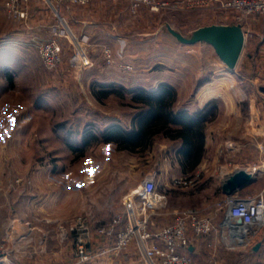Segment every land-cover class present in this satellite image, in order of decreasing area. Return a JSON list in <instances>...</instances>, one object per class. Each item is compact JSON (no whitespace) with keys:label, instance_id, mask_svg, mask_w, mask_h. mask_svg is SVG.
<instances>
[{"label":"crops","instance_id":"obj_1","mask_svg":"<svg viewBox=\"0 0 264 264\" xmlns=\"http://www.w3.org/2000/svg\"><path fill=\"white\" fill-rule=\"evenodd\" d=\"M51 9L53 10L32 3L26 20L17 22L9 18V25L4 27V37L0 41L1 100L16 81L28 76L34 85L38 84L37 93L41 94L37 98L35 109L41 110L53 105L52 77L54 79L58 73L61 76L71 74L69 68L68 73L62 72L61 66L54 71L47 70L36 53L31 38H49L58 15L75 34L86 36L88 43L90 42L89 54L95 73L87 75V84L96 81L102 83L101 89L122 88L129 92L136 88L155 91L161 86H168L175 92V110L208 113L202 157L193 168L181 166L184 173L195 170L200 174L219 172L220 187L221 180L236 168L249 171L264 159V94L259 90V86L264 85V16L251 20L252 31L260 39L256 41V38L249 37L244 41L237 65L230 71L211 45L204 42L182 44L170 35L166 24H162L155 35H148L145 29L148 24L146 18L131 14L127 0H90L85 5L68 4L61 9L62 13ZM138 27L144 28V33H137ZM163 27L165 30L162 31ZM61 46L63 55L68 56L70 48L65 39L61 40ZM104 48H108L111 54L108 61L103 54ZM46 71L55 74L48 77L47 84L42 86L43 82L39 77L47 74ZM235 75L250 78L248 80L255 83L256 87L237 85ZM124 108L128 110V115L118 113V116L123 117L115 116L111 123L128 125L131 129L139 109L131 106ZM105 130L106 128L102 131ZM13 134L15 135L14 132L10 135ZM23 136L17 135L15 140L20 142L25 139ZM227 140L236 142V151H228L225 146ZM172 141H176L179 146L178 140ZM66 149L73 151L71 144ZM53 153V157H61V154H56L57 151ZM262 175L264 176L263 173L260 174L248 186L260 183ZM260 188L264 189V182ZM67 191L66 188L65 192ZM49 198L50 200L32 201L3 200L0 203V234L4 235L11 255L9 258L13 263L73 264V234L66 230L63 232L64 237L62 234L51 233L52 228L55 231L58 224L63 226L62 222L65 221L68 225L73 220L72 200ZM81 209L85 211L83 203ZM2 212H5L4 217ZM80 215L87 216L88 213L82 212ZM167 215L168 212L164 209L160 214L152 216L151 226L157 228L172 222L173 217L166 222ZM92 217L89 216L88 221L94 229L111 216L100 219L95 215V220ZM29 220L36 222L30 224ZM189 235L192 237L191 245L180 248V251L189 254L194 262L198 261L200 264L201 251L221 242L218 234L195 236L190 231ZM260 240L257 250H252L257 241H252L249 247V255L254 256L256 264H262L264 257V240ZM134 249L135 252L138 251ZM29 252L35 257L32 261L22 257ZM114 257L116 255L111 258L113 261L106 259L97 263L124 264L115 261Z\"/></svg>","mask_w":264,"mask_h":264},{"label":"rangeland","instance_id":"obj_2","mask_svg":"<svg viewBox=\"0 0 264 264\" xmlns=\"http://www.w3.org/2000/svg\"><path fill=\"white\" fill-rule=\"evenodd\" d=\"M4 1L0 0V41L4 37V27L10 23L4 13ZM159 1L164 5L157 9L144 4L132 9L128 1L131 14L146 18L148 24L145 29L148 35H155L162 24L189 34L203 25L229 21L216 5L225 0ZM32 3L41 4L46 9L53 8L60 13L62 8L68 6L64 0H31L29 6ZM145 29L138 27L136 32L144 33ZM251 38L259 41L260 36L253 32ZM67 59L68 56L63 55V61L58 66L65 73H68ZM93 73L95 67L91 66L82 72L79 80L73 75L61 76V73L56 74L54 79L52 76L55 73L40 75L42 86L47 84L48 77H52L51 89L54 90L53 105L41 110L35 109L37 98L41 95L37 93L38 84L34 85L28 76L21 77L3 94L0 99V203L3 200H50L49 197L72 200L73 220L68 225L64 221L63 226L58 224L55 231L53 228L51 231L52 234H61L65 230L69 232L71 224L82 216V212L88 213V217L93 216L94 220L95 215L106 219L121 212L123 195L147 173L154 172L157 190L167 200L166 222L174 218L176 212L195 209L201 216H209L217 223L225 211V196L218 185L219 172L200 174L195 170L184 173L177 154L178 143L162 136L154 137L152 143L133 151L120 149L114 141H107L106 136L101 134L104 128L115 126L129 130L128 125L111 123L115 116L123 117L118 116V113L128 115L124 107L128 106L129 96L120 99L114 94H108L99 99L96 92L102 90V83L95 81L87 84V75ZM240 74L244 75L242 72ZM235 78L237 85L256 87L255 83L248 80L250 78L239 75H235ZM206 116L209 117L208 114ZM12 132L15 135H10ZM21 134L25 141L15 140ZM69 144L73 149H78L71 152L66 149ZM56 151L61 157H53ZM263 182L262 175L260 183L248 186L239 193L240 196L254 195L264 190L260 188ZM82 203L85 211L81 209ZM1 215L4 217L5 212ZM28 222L34 224L36 221ZM260 239H263V231L236 249L229 250L222 247V242L216 243L201 251V264H256L254 256L249 255V247L252 241ZM0 242L11 258L4 235L0 234ZM57 242L60 243L58 239ZM134 248V244H131L116 254L114 260L124 264H143V259ZM22 257L29 261L35 258L31 252ZM111 258L113 255L90 264H98L106 259L113 261ZM195 263L200 264L198 261Z\"/></svg>","mask_w":264,"mask_h":264},{"label":"built area","instance_id":"obj_3","mask_svg":"<svg viewBox=\"0 0 264 264\" xmlns=\"http://www.w3.org/2000/svg\"><path fill=\"white\" fill-rule=\"evenodd\" d=\"M30 1L5 0L7 17L17 22L26 20ZM64 1L71 5H85L90 0ZM128 1L132 9L142 4L151 9L164 5L159 0ZM216 5L226 20H229L227 23L240 24L244 41L252 36L251 20L264 16V0H225ZM56 18L58 24L51 28L52 35L49 38L33 36L32 45L43 66L54 71L63 61L61 40L65 39L70 48L67 66L71 75L79 80L82 72L93 66L88 39L84 35L75 34L60 16L56 15ZM103 54L109 60L111 54L108 48L103 49ZM225 146L228 151L233 152L238 148L233 140H227ZM248 172L256 178L264 174V159ZM121 202L122 211L100 222L94 229L86 215L77 217L71 224L69 232L73 234V264L93 263L116 255L131 244L138 250L144 264H195L189 254L180 251V248L191 245L190 231L195 236L218 234L225 247L236 249L240 244L249 243L264 230V190L248 196H240L239 193L225 196V211L217 223L209 216H201L195 209H185L176 212L172 222L152 227L151 217L160 214L167 206L164 194L157 190L154 172L147 173L135 187L123 195ZM61 234L64 237V233ZM2 262L13 264L0 242V263Z\"/></svg>","mask_w":264,"mask_h":264},{"label":"trees","instance_id":"obj_4","mask_svg":"<svg viewBox=\"0 0 264 264\" xmlns=\"http://www.w3.org/2000/svg\"><path fill=\"white\" fill-rule=\"evenodd\" d=\"M96 94L99 99L108 94L120 99L128 95V106L139 109L131 129L112 126L102 131L106 140L114 141L118 148L133 151L152 143L154 137L162 136L180 142L177 154L183 168H193L201 159L208 113L175 110V92L170 87L161 86L155 91L136 88L130 92L122 88H109L99 90Z\"/></svg>","mask_w":264,"mask_h":264},{"label":"water","instance_id":"obj_5","mask_svg":"<svg viewBox=\"0 0 264 264\" xmlns=\"http://www.w3.org/2000/svg\"><path fill=\"white\" fill-rule=\"evenodd\" d=\"M170 35L182 44L192 45L204 42L211 45L218 58L225 64L228 70L233 71L237 65L244 46V33L240 24H209L197 27L189 34H183L166 24ZM264 94V85L259 86ZM256 177L245 168H236L226 175L220 182L221 191L226 195L238 194L241 189L255 182ZM240 222V220H237ZM264 239V230H263ZM261 240L257 241L252 250L259 248Z\"/></svg>","mask_w":264,"mask_h":264}]
</instances>
